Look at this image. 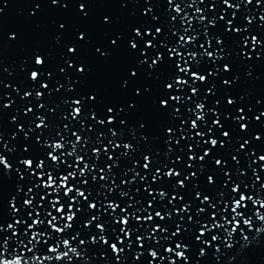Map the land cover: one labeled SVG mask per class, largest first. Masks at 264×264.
I'll return each instance as SVG.
<instances>
[{
	"label": "water",
	"instance_id": "obj_1",
	"mask_svg": "<svg viewBox=\"0 0 264 264\" xmlns=\"http://www.w3.org/2000/svg\"><path fill=\"white\" fill-rule=\"evenodd\" d=\"M177 3L184 8L179 16L175 12ZM230 3L238 5V8H228L223 0H58L55 3L53 0H0V7H3V13L0 14V152L13 165L10 174L0 166V224L6 229L7 224L14 223L15 219L27 218V210L22 203L26 197L22 193L19 199L22 216H14L11 208L13 197L17 196V185L27 183L19 179L16 169L19 168L25 175L31 171L24 169L20 161L24 158L37 161L46 159L49 150L46 142L60 139L61 135L74 142L76 137L72 133L78 132L86 141L79 146L80 154L86 155L90 163L97 165L87 177L89 185L83 186L86 191L91 192V202L106 205L109 200H113L121 203L123 207L134 197L140 203L134 208H129V212L147 207L148 201L153 197L144 191L145 182L141 181L140 177H136V183L127 186L122 182L131 181L135 172H139L141 176L147 177V184H150L152 189L169 193L163 201L157 195L154 201L156 207L148 211L153 214L155 211H161L166 216L170 212L171 217L164 221L157 218L154 224L145 223L142 227L133 220V239L145 231L151 232L155 224L167 227L169 232H161L152 240L146 239L144 248H140L138 244H133L131 248L127 243L120 245L125 248V252L118 259L110 244L105 245L102 241L95 244L91 242L93 235L99 237L102 234L95 227H83L84 222L90 219L91 210L87 203L79 204L77 207H83V211L77 213L79 218L74 227L65 234V238H71L80 232L79 239H85L88 243L79 245V239L73 242L84 253L83 258H74L73 264H169L171 260H176L177 264H264V234H257L253 229H249L246 234L252 239L250 243L245 244L240 236L227 239L226 233L221 230L219 235L222 239L217 243L211 241V236L217 234L214 231L203 238L210 242L205 245L195 239L199 224L189 222L188 214H183V221L180 215H177V210L188 204L191 205L189 214L196 221L206 223L210 220L212 209L195 198L194 187L203 194L210 195L218 205V193H226L224 202H228L233 195L231 187L237 182L246 186V194L256 199H264V187H261V183H264V162L258 159L260 155H264V21L260 19L264 16V0L259 3L254 0L252 4H248L247 0H230ZM197 9L202 11L198 12ZM202 15L209 21L215 18L216 26L208 24L205 28L199 20ZM173 16H177L175 21L172 20ZM221 16L225 19L221 20ZM182 18H187L192 23L188 24L185 20L184 24H181ZM228 20H233L234 27L245 31L236 33L234 28L229 31ZM249 20L253 22L249 23ZM185 26L191 29L189 34L198 37L195 44L180 47L185 56L189 51L203 53L204 49L200 45L207 47L209 39L212 44L208 51L216 53L215 59L202 56L199 67L192 65L193 69L201 74L215 73L208 75L206 83L194 82L200 92L199 96L192 97V101L187 99L192 95L191 87L181 89L179 85H175L172 91L166 87L167 83L173 82V78L179 74L175 67L177 60L170 58L168 48L178 46L179 36L173 33L184 34ZM156 27L163 29V35L156 37V49H146L145 43L150 39L147 32L151 30L155 34ZM137 28L145 33L143 38L135 35ZM82 35L85 39L80 38ZM252 37H258L261 45L254 48L251 44ZM113 40L117 41L116 45L112 44ZM132 40L140 44V50L131 49ZM73 47L77 50L75 54L69 52ZM142 51L147 52V57L141 55ZM158 52H162L165 59L155 69L149 68V63ZM37 55L45 59L43 66L35 64ZM143 59H147L149 63L141 65L140 61ZM225 64L230 66V72L223 70ZM80 67H84L86 71L80 73ZM61 69L65 71L62 72ZM32 71L41 73L39 81L31 80ZM132 71H136L138 75L132 76ZM183 78L191 82L190 74L184 75ZM225 80L232 83L226 86ZM44 83L50 85L49 89L41 87ZM208 89H212V94L208 93ZM27 91H32L33 96L25 97L24 93ZM37 91L44 92L43 98L37 99ZM93 95L96 96L95 101L90 98ZM172 95L182 96L184 101L174 102L170 99ZM75 99L84 102V114L77 119L72 118V110L75 107L72 101ZM162 99H168V108L160 105ZM228 99H233L236 103L229 105ZM200 102L205 103L209 111L205 114L206 121L201 123L199 130L208 133L205 139L216 138L221 141L220 147L212 148L211 144H204L199 137L191 139L194 132L190 122L195 116L188 109L195 108V104ZM40 104L45 107L41 109ZM109 107L115 109L114 124L105 123L101 126L92 119V114L95 113L97 119L107 121ZM28 108L33 111L27 112ZM175 108L181 110L179 118L172 115ZM40 116L46 118L48 125L43 130L35 128L40 122ZM257 116L260 117L259 120ZM237 117L244 119L237 120ZM217 118L221 119L223 127H217L213 123ZM185 120L188 123L182 124ZM241 124H247V129H242ZM21 125L29 133L30 139L27 141L24 139V132L20 131ZM65 125H68L67 130ZM169 127L176 130L171 144L167 143ZM182 127L184 132H181ZM209 129H212L211 133ZM111 130L117 131L118 135L112 136ZM224 131L231 133L230 138L222 135ZM101 133L104 135L101 136ZM185 134L190 137L188 141L181 138ZM258 136L261 139H257ZM176 139H180V145L175 144ZM126 143H131L134 150L122 156L121 153L125 150L114 148V144ZM188 144L195 148L197 157L208 148L211 149V155L205 162L199 159L190 161L188 156L193 153L188 151ZM241 144H245L243 149ZM25 146L30 150L25 152ZM96 147L102 150L99 160L92 151ZM105 147L109 148V152L103 153ZM169 148L173 151H169ZM110 155L115 158V163L108 159ZM145 156L152 158L150 171L143 168ZM177 156L182 157V160H177ZM234 156L238 158V164L233 160ZM215 159H222L226 166H217ZM68 162L73 163L71 158ZM48 163L49 170L55 168L51 161ZM110 164L112 171L108 172ZM189 164H194L195 167L189 168ZM100 168L108 174L107 181L99 180L102 174ZM157 168H162L164 172L175 168L184 175L180 178H169L165 175L157 183H152V176ZM193 171L198 175L191 180H185L187 189L174 188L178 179H184ZM226 172L231 173L230 180L225 175ZM257 172L262 178L261 181L256 180ZM93 175L97 177V181L91 180ZM209 175L215 178L214 184L208 182ZM113 181L119 187L111 192L109 189L115 187ZM225 183L228 187H225ZM73 184L81 187L82 178L79 183L73 181ZM105 184L107 187H102ZM137 188L139 193L136 192ZM129 189V197H120L121 190ZM43 191L38 190L39 194ZM177 192L184 200L177 199L169 203L172 195ZM199 207L207 208L203 216L197 214ZM245 211L246 215L254 220V227L264 226L255 217L257 211L264 212V209L249 203ZM101 213L103 209L91 214ZM113 215L110 209L103 213L102 220L108 227V231L103 235L111 242L118 243L116 237L122 234L119 232L120 226L112 219ZM177 224H184L187 231L182 236L171 237V232ZM137 228L140 232L135 231ZM42 230L49 231L53 239L48 244L38 245V255L50 254L47 248L59 238L46 224ZM18 231L19 239L27 243L31 234L24 235L23 225ZM5 237H11L10 255L17 249L26 251L16 243L18 238L12 235L11 230L6 229L0 233V240ZM157 239L160 240L159 244L156 243ZM176 242H183L188 246L187 261H181L166 251L167 247H175ZM229 243L233 245L231 248L228 247ZM201 249L206 250V255H200ZM151 250L158 251L163 259L152 258L149 255ZM138 252L143 253L139 260L136 259Z\"/></svg>",
	"mask_w": 264,
	"mask_h": 264
},
{
	"label": "snow or ice",
	"instance_id": "obj_2",
	"mask_svg": "<svg viewBox=\"0 0 264 264\" xmlns=\"http://www.w3.org/2000/svg\"><path fill=\"white\" fill-rule=\"evenodd\" d=\"M53 2H58V0H53ZM170 2H174V0H170ZM254 0H247L248 4H252ZM257 3L261 2V0H256ZM223 3L227 5L228 8L236 9L238 8V5L230 3V0H223ZM83 8V5H82ZM184 8L181 4L177 3L175 7V12L179 16L181 13H183ZM197 11H202L201 9H197ZM3 13V7H0V14ZM235 15V13H234ZM177 19V16H173L172 20L175 21ZM221 20H224L225 17L221 16ZM260 19L264 21V16H261ZM185 20L187 18L181 19V24H184ZM200 23L207 27L208 24H211L213 27L216 26V20L213 18L211 21L208 20L206 16H200L199 17ZM252 20H249V23H252ZM188 24H191V20H187ZM227 24L229 25V31H232L233 28L236 33H241L245 31V29L234 27L233 20H228ZM191 29L187 26L184 27V34H179L178 32L173 33L174 35L179 36V42L178 46H173L168 48V52L171 59H176L177 63L175 65L176 69H178V75H176L173 78V82L167 83L166 87L169 91H172L174 89L175 85H179L181 89L185 88L186 86L191 87V93L192 95L187 97L188 101H192V97L199 96V88L194 85V82H204L206 83L208 81V75H215V73H209L208 75L201 74L199 71L194 70L192 65L195 64L197 67L201 64V57L207 56L208 58L215 59L216 53L208 51V48L211 47L212 41L211 39L208 40L207 47L203 44L200 45L201 48L204 49L203 53L197 52V51H189L187 53V56H185V53L180 51V47L187 46V45H193L196 43L198 37L196 35L189 34ZM135 35L137 37L143 38L145 35L144 32L141 31L140 28H137L135 30ZM147 35L150 37L145 43L146 49H156L157 44L154 43L157 36L163 35V29L161 27L155 28V34L151 30H148ZM207 36V32L205 33ZM81 39H85V36H81ZM218 43H223V41H217ZM247 43V42H246ZM113 45L117 44L116 40L112 41ZM251 44L255 48L256 46L261 45V41L258 37H252L251 38ZM130 47L133 50H140V44L136 42L135 40H132L130 42ZM167 47V45H165ZM76 48H70L69 52L75 54ZM142 56L147 57V52L142 51ZM245 56L247 57V53H245ZM164 55L162 52H158L154 55V58L149 63L147 59H143L140 61V64H146L149 63V68L155 69L160 65V63L164 60ZM46 63L45 59L37 55L35 58V64L37 66H43ZM223 70L225 72H230L231 68L229 65L225 64ZM61 71H65V69H61ZM86 69L84 67L79 68L80 73H84ZM190 74L191 76V82L188 79H184V75ZM51 74H49L50 76ZM132 76H137L138 73L136 71H132ZM41 76V73L39 71H32L31 72V80L32 81H39ZM232 81L225 80L224 84L230 85ZM127 86V81H125V87ZM44 89H49L50 85L48 83H44L41 85ZM71 90V89H70ZM208 93L212 94V89H208ZM139 91L137 92V95H139ZM25 97H32L33 92L27 91L24 93ZM35 96L37 99H41L44 96V92L37 91L35 92ZM91 100L95 101L96 96H91ZM170 99L174 102H183L184 97L172 95ZM72 103L75 105V107L72 110V118L77 119L81 116H83V101L81 99H75L72 101ZM219 103V101H217ZM227 103L229 105H233L236 103L233 99H228ZM160 105L164 108L169 107V101L168 99H162L160 100ZM10 106V105H7ZM133 107L135 105H132ZM39 107L43 109L45 107L44 104H40ZM33 111L32 108H28L27 112L31 113ZM180 108H175L174 112L172 113L174 118H179L180 114ZM188 111L192 113L195 118L191 119L190 127L193 130L194 134L191 135V139H196L197 137L200 138V140L204 141V144H211L212 148L220 147L222 146V142L219 141L216 138L211 139H205V136L208 135V133H205L203 131H200L201 123L206 121V113L209 111L205 105V103L200 102L195 104V108H189ZM215 110L213 109V112ZM243 112V109L240 110ZM107 112L109 113L107 121L104 119H97V115L95 113L92 114V119L96 120L98 124L101 126H104L105 123L108 124H114L115 121V115L113 113L115 112V109L112 107H109L107 109ZM244 119V117H237V120ZM257 119L259 120L260 117L257 116ZM39 123L35 125L36 129L43 130L48 127L46 123V118L44 116L39 117ZM188 121H182V124H187ZM213 123L217 127H223L221 123V119L217 118L213 121ZM141 127H144V125H141ZM247 124H241L242 129H247ZM65 130L68 129V125L64 126ZM20 131L24 132V139L27 141L30 139L28 131H26L23 127V125L20 126ZM184 128H181V132H184ZM212 132V129H209V133ZM167 134L169 139L167 140L168 144L172 143V137L176 135V130L173 127H169L167 129ZM73 136L76 137L74 142H71L67 139H65L62 135L60 139H54L52 142H46V146L49 149L47 152V158L46 159H40L37 161L36 159L32 158H24L20 161V164L23 166L24 169L31 170L27 175H25L24 172L20 171L19 168L16 169V171L19 174V179L22 181H26V184H18L17 185V196L13 197V200L11 202V208L13 210L14 216H22L21 214V208L19 206V199L20 194L22 193L24 197L23 198V207L26 209V219L24 218H18L15 219L14 223H9L6 226L7 230H11L12 235L16 236L18 239L16 243L18 245H21L24 249H26L25 252L19 251L17 249L14 254L9 253V247H10V241L11 237H5L3 240H0V264H73L74 258H83L84 253L80 250L78 246L74 245V241L79 239L81 233L77 232L75 235H72L71 238H65V234L68 233L69 230H71L76 220L79 218L77 213L83 211V207H77V205L82 203H87L88 208L91 210L89 215L90 219H87L83 227L91 229L92 227H95V229L98 230L100 235L99 237L93 235L91 238L92 243H98L100 241L103 242V244L108 245L110 244L111 250L113 253L116 254L117 258L119 259L123 253L125 252V248L120 247V245L126 244L129 248L132 247L133 244H138L140 248L145 247V240H152L154 237H156L159 233L164 232L168 233L169 229L161 224H155V227L151 229V232L145 231L142 234H138L135 236V239H133V228H132V221L135 220L138 225L141 227L145 224H154L157 218L160 221H164L167 218L171 217V213L169 212L168 216H166L161 211H155L154 214L149 212L148 210L151 208H155V197L158 195L163 201L169 196V193L164 190H154L151 188L150 184H147V177L141 176L139 172H135V175L132 177L131 181L129 180H123V184L126 186L130 183H136V177H140V180L145 182L146 187L144 188V191L148 193L149 196H152L153 199L149 200L147 203V207H144L142 209H135L133 212H129V208H134L137 203H140L139 201H136L134 197H131V202H127L123 207L121 203H118L113 200H109L106 205H103L101 203L97 202H91V192L86 191L83 186L89 185V179L87 178L92 171H94L97 167V165L90 163L86 155L80 154V145L85 144L86 141L83 136H81L78 132H73ZM101 136L104 134L101 133ZM112 136H117L118 132L115 130H111ZM222 135L225 138H230L231 133L229 131H224ZM183 140L188 141L189 135L185 134L181 137ZM257 139H261V137H256ZM37 142H39V137H37ZM99 142V141H98ZM109 143H112V141H109ZM181 141L180 139L175 140L176 145H180ZM247 143V142H245ZM70 145V149H69ZM240 147L243 149L245 147V144H241ZM114 148L120 149L123 148L125 151L121 153L122 156H126L130 154L134 150V146L131 143L126 144H114ZM188 151L193 153L192 155L188 156V159L190 161H196L199 159L201 162H205L206 158L211 155V149H205L202 155L195 154V148L191 145H187ZM29 147L25 146L24 151H29ZM183 147H181V151H183ZM93 155L97 158V160L100 159L102 155V150L100 147H96L93 150ZM169 151H173L172 148H169ZM109 152V148L105 147L103 149V153ZM63 157V159H62ZM69 158L72 159L73 163H69ZM109 160H113L115 163V158L113 156H108ZM260 162H264V155H260L258 157ZM177 160H182V157L177 156ZM233 160L239 163V160L237 157H233ZM48 161H51L53 165H55V168H52L49 170L50 166ZM144 164L143 168L147 171L151 170L152 166V158L150 156L144 157ZM215 164L221 168L226 166V162L222 159H215ZM61 165H64L65 167H61ZM0 166L4 170H6L9 174L13 170V165L8 159L0 152ZM138 166V164H137ZM167 167V165H165ZM189 168L195 167L194 164H189ZM203 167V165H202ZM68 169H73L69 171ZM37 170H39L37 172ZM100 173H102L99 176V180L107 181L108 180V174L105 172L103 168H100ZM112 171V165H108V172ZM134 171V169H133ZM59 173V175H57ZM167 176L169 178L175 177L180 178L184 175L181 171H177L175 168H169L167 172H164L162 168H157L155 174L152 176V183H157L160 179H163L164 176ZM197 172L193 171L188 176H185L184 179H178L177 185H174V188L178 189H187L188 185L185 183V180H191L192 178L197 177ZM226 176L229 177V180L231 179V173L226 172ZM256 180L261 181L262 178L257 172L256 174ZM35 178V179H33ZM80 178H82V186L77 187L75 184H73V181L80 182ZM208 182L211 184L215 183V178L211 175L208 176ZM92 181H97V177L95 175L91 176ZM39 181V182H36ZM113 185H115V181H113ZM102 187H107V185H103ZM119 185H115V187L110 188L109 191L114 192L116 188H118ZM225 187H228V184L225 183ZM261 187H264V183H261ZM246 186L242 185L241 183L237 182L234 183L231 187V193L233 194L228 202H224V198L226 197V193L220 192L218 193V198L220 200V204L213 202V199L210 195L203 194L202 191L196 190L195 191V198L197 200H200L202 204L208 205L212 212L210 214V220L206 223H201L199 221H196L192 215H190V207L191 205L185 204V206L182 209L177 210V215H180L181 220H184L183 214L187 215V220L192 223L199 224V232L195 236L196 241L201 242L205 245H208L210 242L204 240L203 238L207 236L210 232H216L217 234H214L211 236V241H215L219 243L221 241V236L219 235V231H224L226 233V238L231 240L234 236H240L242 237L245 244H248L251 242V237L246 234V232L249 229H253L257 234H264V226L261 227H254V220L252 218H249L246 215V209L249 206V203L256 205L259 207V209H264V199H256L252 195L246 194L245 191ZM26 189V190H25ZM43 189V193L39 194L38 190ZM139 188L136 189V192L139 193ZM39 194V202H37V195ZM120 197H129L130 195V189L129 191L121 190L119 193ZM51 197V199H50ZM67 198V199H64ZM179 200H184L183 196H180L177 192L176 195H172L171 200H169V203H172ZM103 209V213H106L109 209L114 214L112 216L113 221L115 224L119 225V232L122 234L118 235L116 237L117 242H111V240L103 235L108 231V227L105 222L102 220L101 214H91L92 212H96L97 210ZM147 212V215L143 214H137V213H143ZM207 212V208L199 207L197 214L203 216ZM122 213V215H121ZM231 213V215H229ZM256 219H258L261 223V225H264V212L257 211L255 213ZM62 221H66L63 222ZM45 224L47 225V228L51 229V232H54L58 234V239L54 244L49 245L47 248V252L50 254L46 255H38L36 254L38 251V245L40 243L48 244L50 240L53 239L51 233L47 230H42L45 228ZM24 226L25 231L24 235L28 236L29 233L30 239H28L27 243H25L23 240L19 239L20 233L18 231V228L20 226ZM5 227L0 224V233H3L6 231ZM136 232H140V229H135ZM187 231L184 224H177L175 227V230L171 232V237H177L182 236L183 233ZM125 237L127 239H125ZM167 238V237H166ZM88 243L85 239H79V245H86ZM156 243L159 244L160 240L157 239ZM29 245H31L29 247ZM233 245L231 243L228 244V247H232ZM63 249V250H62ZM188 250V246L184 244L183 242H176L175 247H167L166 251L169 254H174L176 257L179 258L181 261H187L188 257L186 255V252ZM217 251H219V248H217ZM28 253H33V255L29 256ZM143 253H137L136 259L139 260ZM149 255L154 259H163L160 257L159 252L156 250H151ZM200 255L204 256L206 255V250L201 249ZM169 264H177L176 260H171Z\"/></svg>",
	"mask_w": 264,
	"mask_h": 264
}]
</instances>
